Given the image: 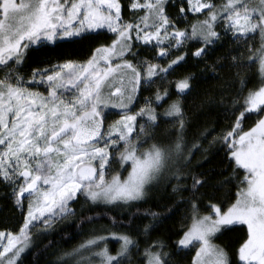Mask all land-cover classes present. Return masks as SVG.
Returning <instances> with one entry per match:
<instances>
[{
    "label": "rangeland",
    "instance_id": "1",
    "mask_svg": "<svg viewBox=\"0 0 264 264\" xmlns=\"http://www.w3.org/2000/svg\"><path fill=\"white\" fill-rule=\"evenodd\" d=\"M164 1L130 0L135 14L125 18L121 0H0V63L19 59L41 42L97 31L116 35L84 62L36 70L14 83L0 76V177L26 208L18 233L0 231V264H18L32 246V225L66 213L78 193L98 204L129 203L147 195L162 174L165 157L161 149L140 150L132 140L136 117L154 121V111L148 105L131 109L142 82L185 58L177 55L188 40L206 46L221 31L237 42L259 34L264 71V0H184L190 14L206 11L189 30L165 15ZM180 11L185 25L189 18ZM140 45L153 56H139L136 64L135 46ZM187 88L185 82L178 85L180 92ZM262 103L264 86L248 98V107ZM233 158L247 172L246 186L227 209L212 204L209 213L194 216L178 243L181 248L197 246L193 264H230L215 237L237 224L249 232L239 249L240 262L264 264V118L240 134ZM106 238L121 239L118 254L99 245ZM131 243L124 236H102L71 256L74 264H111ZM148 254L146 264L161 263L159 253Z\"/></svg>",
    "mask_w": 264,
    "mask_h": 264
},
{
    "label": "trees",
    "instance_id": "2",
    "mask_svg": "<svg viewBox=\"0 0 264 264\" xmlns=\"http://www.w3.org/2000/svg\"><path fill=\"white\" fill-rule=\"evenodd\" d=\"M121 2L125 18L135 14L130 0ZM182 8L189 18L185 25L179 21ZM164 12L178 27L189 30L206 11L190 14L186 1L165 0ZM115 36L97 31L31 45L19 59L0 63V76L7 75L8 82L14 83L36 70L68 61L84 62ZM251 41L254 45L249 48ZM261 43L259 34L237 42L223 31L206 46L188 40L177 55L185 58L151 82H142L131 109L136 112L148 105L156 117L150 121L139 114L132 138L140 150L164 152L165 167L151 190L140 200L114 204L93 203L78 193L66 213L32 225V246L18 264H74L71 254L76 249L107 235L132 241L128 252L111 264H146L148 252L159 253L160 264H193L197 246L181 248L178 243L194 216L209 213L212 204L227 209L247 183V172L236 164L233 152L240 134L264 118V103L248 107V98L264 86ZM135 48L136 64L139 56H153L146 45ZM182 82L188 85L184 92L178 89ZM25 214L12 186L0 177V231L18 233ZM248 237L247 226L237 224L225 227L215 242L226 249L230 264H242L239 249ZM102 244L110 255H116L121 239L106 238Z\"/></svg>",
    "mask_w": 264,
    "mask_h": 264
},
{
    "label": "bare ground",
    "instance_id": "3",
    "mask_svg": "<svg viewBox=\"0 0 264 264\" xmlns=\"http://www.w3.org/2000/svg\"><path fill=\"white\" fill-rule=\"evenodd\" d=\"M228 253V252H227Z\"/></svg>",
    "mask_w": 264,
    "mask_h": 264
}]
</instances>
